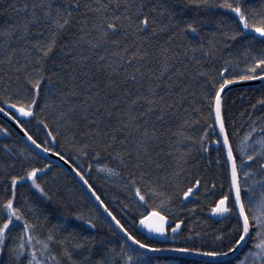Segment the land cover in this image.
Instances as JSON below:
<instances>
[{
	"label": "snow or ice",
	"instance_id": "obj_1",
	"mask_svg": "<svg viewBox=\"0 0 264 264\" xmlns=\"http://www.w3.org/2000/svg\"><path fill=\"white\" fill-rule=\"evenodd\" d=\"M245 5L246 0H187L184 7L191 6L192 15L180 19L176 11L153 0H33L31 4L26 2L20 4L19 10L24 12L25 16L19 24L8 25L0 31V49L4 50L3 57H0V88L7 93V95H0V111H6V106L10 105L22 116H36L37 109L43 113L47 107L55 103L62 106L57 120L64 119L66 123L74 124L76 121L70 114L79 107L80 116L85 120L90 118L89 124L96 125V127H89L88 131L97 136L101 134L98 130L100 121L105 117H112L113 109L120 104V99L119 96L110 98V92L102 91L98 86V80L92 77L106 75L107 83L113 85L112 91H114L117 85L112 77L114 74L121 73L123 69V82L135 81L139 88V81L145 74L141 71L142 65L139 62L147 63L154 55L160 57V72L153 73L148 69L145 70L150 77L157 78L156 83H149L146 92L137 95H131L127 87L123 88L121 95L127 103L123 110L116 109L117 119L108 126L111 135L104 132L105 148L115 143L117 130L121 132L126 130L128 133L120 140V143L125 145L124 150L111 154L116 164L112 167L106 163L95 165L96 168L110 175H120L122 169L130 168V171L124 172V175L129 177L128 186L132 190L130 195L134 194L140 201H145L146 195L152 194L157 186L156 181L150 178V173L154 169L163 167L154 156L158 157L155 146L164 144V139L156 127L147 126L149 116L158 111V115L155 116L158 120L166 115L165 108L175 113L179 104L188 95L191 81H198L200 96L206 101L209 114L213 119V124L209 127L215 131L214 126L218 125L216 135L221 136L222 140H216L215 143L226 153L224 165L229 190L213 203L209 211L229 216L234 213L236 220L234 228L228 230L227 239L223 242L224 251H209L204 247H185L176 243L162 245L144 243L132 235L109 212L112 220L123 230L127 239L139 247L133 249L132 254L129 255L124 251V244L120 245L119 253L109 246L104 252L105 260H96L94 264H116L114 257L119 258L122 264H147V261L143 259L145 253L141 251L142 249L193 252L211 257L231 254L233 250H238V254L243 253L245 257L248 255L260 257L261 264H264V212H260V209H264V183L257 197V193L253 190L257 182L249 183L247 180L252 169L244 167L245 162L252 161L257 153H264V135L259 138L260 147L252 155L245 151L247 145L243 141L237 143L241 157L238 162L225 124L222 95L226 86L236 81L264 80V14H261L259 22H256L249 18L251 13ZM183 10V8L179 9V12L182 13ZM209 10L222 11V14L214 16L211 20L200 15L201 11ZM165 13L168 14L171 22L168 25L161 23L158 18ZM33 25L36 26L33 30L38 29L42 34L43 42L40 39L35 41L29 39V28ZM205 25L212 26L207 39L202 34ZM157 32H166L168 35L161 47L153 53L146 42ZM64 33H67L68 39L57 49V39ZM178 33L180 42L177 43ZM129 36L133 38L132 41L125 42ZM256 40H259V47L253 46V41ZM232 49L243 50L245 54L243 67L229 59L218 68L216 76L209 75L203 69L202 62L213 58L217 51L230 52ZM131 63H137V67L129 72L125 66ZM51 68H55L56 71H52ZM164 73H167L168 80L163 83L161 91L159 77ZM78 97H83L79 105L70 102ZM41 100L43 103L40 102ZM138 103L144 105L143 109L133 112L132 109ZM65 105L66 107H63ZM101 108L104 109L103 112H99ZM12 119L16 120V117L12 116ZM141 119L142 123L137 122ZM16 122L19 123L18 120ZM184 124H187V119H182L178 139L173 141L177 146L185 139H192L183 137L182 125ZM204 132L207 133L208 128H205ZM133 133L135 135H132ZM48 135L52 133L49 132ZM248 135L251 133H247L245 139ZM129 136H132L131 140ZM28 139L36 144L31 135H28ZM205 139L204 135L199 137L200 147L207 152L208 146L204 144ZM37 147L42 146L37 145ZM88 147L89 145L85 144L76 151L87 156ZM4 148L11 151L8 145H4ZM43 150L52 151L50 148ZM93 151L96 156H99V151ZM176 151L177 149L171 145L168 146L169 154ZM190 152L189 145L187 150H181L178 155H173V159L186 162ZM57 155L59 156L60 153ZM73 167L96 200L103 204L84 173L75 165ZM92 167V164H88L89 169ZM261 167L264 168V162L261 163ZM46 168L48 165L42 168L30 167L23 176L14 175L10 178L11 195L0 205L2 209L0 211V254L5 251L9 253L8 264H48V261H52V264H60L56 253L51 251V244L55 242L51 230L43 240L39 239V235L35 232L36 224L26 218L19 206H14L15 185L17 181L26 178L31 180L39 194L45 198L48 197L45 188L37 182V175ZM261 181L264 182V176L261 177ZM200 183L201 180L197 178L187 190L182 192V195L188 197ZM32 207L34 205L26 208L29 215H31ZM249 209L253 212L251 225ZM69 215L83 219L81 213L68 212L66 208L58 217L59 223H64ZM152 216L157 219L152 221L141 216L139 224L151 232L166 234L169 231L166 227L168 216L158 211L148 214V217ZM17 223H21L22 230L19 235L13 236L12 228ZM86 223L95 227L91 219H88ZM181 223V220H175L171 224L173 241L176 240ZM189 235L192 233L189 232ZM70 236L71 232L58 241L61 256L71 261V264H93L90 259L94 250L93 245L98 243L95 236H80L78 242L71 244L69 248ZM252 239L257 241L255 252L251 250L248 243ZM34 241L40 243L43 250L48 251L46 260L36 259L37 250L32 247ZM244 248L248 251L244 252ZM73 253L80 257L79 261L72 259ZM155 264H161V262L156 261ZM224 264H232V262L226 261ZM238 264H244V262L238 261Z\"/></svg>",
	"mask_w": 264,
	"mask_h": 264
},
{
	"label": "trees",
	"instance_id": "obj_2",
	"mask_svg": "<svg viewBox=\"0 0 264 264\" xmlns=\"http://www.w3.org/2000/svg\"><path fill=\"white\" fill-rule=\"evenodd\" d=\"M23 2L31 4L33 0H0V31L4 30L8 25L19 24L24 19L25 13L19 10L20 4ZM153 2L170 7L172 11L177 12V17L180 19L184 16L191 17L193 12L191 6L184 7L187 0H153ZM245 6L251 13L249 18L259 22V16L264 14V0H246ZM182 8L184 10L181 13L179 9ZM157 11L159 12V9ZM220 14H222V11L209 10L208 12L201 11L200 13V15L206 16L209 20ZM158 18L165 25L171 23L167 13ZM35 28V25L29 28V39L33 41L40 39L43 42L42 34L38 29L33 30ZM211 31V25L204 26L202 34L205 39L208 38V33ZM167 35L168 33L166 32H157L154 37H150L146 44L155 53L166 40ZM67 39V33L62 34L57 39V49ZM132 39L129 36L125 42H131ZM176 42H180L179 33ZM253 46L259 47V40L253 41ZM3 55L4 50L0 49V57H3ZM244 56L242 49H232L230 52L219 50L213 58L202 62L203 69L209 75L216 76L218 68L223 66L226 60L230 59L233 63L243 67L245 63ZM139 64L142 65L141 71L145 73L142 80L139 81V88H137V82L135 81L123 82V69L121 73L114 74L112 77L117 85L114 91H112L113 85H108L106 75L101 74L98 77H92V79L98 80V86L102 91L110 92V98L119 96L120 99V104L113 109L112 117H105L100 121L98 130L101 134L99 136L88 131L89 127H96V125L89 124L90 118L85 120L80 116L79 107L70 114L73 120L76 121L74 124H68L64 119L57 120L62 106H58L55 103L47 107L43 113L37 109V115L31 119H19L18 115L12 110H7L12 116L16 117L20 125H23L25 131L39 145L43 148L52 149V152L56 154L60 153L59 156L79 168L84 173L89 184L92 185V188L95 189V193L103 201V204L107 206V209L137 239L144 243L157 245L176 243L185 247H204L209 251H224L223 242L227 239L228 230L234 228L236 220L234 213L231 216L227 215L221 221H215L210 217L209 208L221 195L228 192L229 182L225 174V152L215 143L216 140H220V136L216 135V132H218L217 125L214 126L215 131L212 127H209L213 124V119L209 114L206 101L200 96L201 90L198 88V81H191L188 95L179 104L175 113L165 108L166 115L162 118L155 119L158 111L148 117L147 126L158 129L162 134L164 144L155 146L158 157L154 156V158L163 167L154 169L150 173V178L156 181L157 186L152 194L146 195L145 201H140L134 194L130 195L132 190L128 186L129 177L124 175L125 171L131 170L130 168L122 169L120 175H110L95 166L96 164L105 163L109 167L114 166L116 161L111 154L124 150L125 145H122L120 140L122 136L128 135L126 130L124 132L117 130L115 143L111 147H104L106 142L104 132H108L111 135L108 126L117 119L116 109L123 110L127 103L124 96L121 95L123 88L127 87L131 95H137L146 92L149 83H156L157 78L150 77L145 70L148 69L153 73L160 72V57L154 55L149 62L140 61ZM125 67L127 71L131 72L137 67V63H131ZM51 70L56 71L55 68H51ZM159 79L161 81L160 90L162 91L163 83L168 80L167 73H164ZM0 95H7V93L0 88ZM82 98H73L70 102L79 105ZM40 102L43 103V100ZM63 107H66V105ZM143 107L142 103H138L132 111H140ZM224 109V119L229 132V139L239 162L241 157L237 143L243 141L247 145L245 151L252 155L260 147L259 138L264 135V84L240 87L229 91L224 98ZM103 111V108L99 110V112ZM185 112H187V116H185ZM182 119H187V124L182 125V135L184 138L191 137L192 139H185L184 142L177 146L173 141L178 139ZM137 122L142 123V119ZM205 128H208L207 133L204 132ZM4 129H7V131H4ZM49 132L52 133V138L55 137L53 139L54 144L50 135H48ZM82 132L86 134L82 135ZM247 133H251V135H248L245 139ZM132 135H135V133ZM201 135L206 137L204 144L208 146L207 152H204L200 147L199 137ZM131 139L132 136H129V140ZM85 144L89 145L87 156H83L76 151L77 148ZM4 145H8L11 151L9 152L5 149ZM169 145L177 149V151L169 154ZM189 145L191 146V152L187 161H175L173 155H178L181 150H187ZM161 148L163 149L162 151L160 150ZM93 150L99 151V156H96ZM262 162H264V153H257L253 156L252 161L245 162L244 165L245 168L252 169L247 180L249 183L251 181L257 182L253 186L257 197L261 191L262 183H264L261 181V177L264 176V168L261 167ZM88 164H92L93 167L89 169ZM44 165H48V168L37 175V182L41 183L45 188L48 197L45 198L39 194L38 190L32 185L31 180L26 178L25 180L17 181L15 185L14 206H19L26 218L36 224L35 232L39 235V239L43 240L45 235L51 230L55 241L51 244V251L56 253L60 264H71V261L61 256L60 245L58 244V241L69 232H71V236L68 238L70 241L69 248H71V244L78 242L80 236H95L98 243L93 245L94 250L90 258L93 264L96 260H105L104 252L109 246L119 253L120 245L124 244V251L131 255L134 248L119 237L78 182L54 161L36 154L20 135L0 117V205H2L4 199L11 195L10 178L12 176H23L24 172L30 167L42 168ZM197 178L201 180V183L189 194L190 198L186 199L182 192L187 190ZM245 203L247 208V201ZM32 205L34 207H32L31 215H29L26 208ZM66 208L68 212L81 213L83 219L69 215L64 220V223H59L58 217L61 216ZM151 211L162 212L171 219V224L175 220H181L183 228L175 241L172 240L170 233L171 225L168 227V238L163 241H156L153 237L147 236L138 230L140 217H145ZM260 212H264V209H260ZM248 215L251 225L253 212L250 209L248 210ZM88 219L92 220L93 225H95L94 228L87 225L86 221ZM21 230V223H17L12 228V235H19ZM251 230L252 228L250 227ZM189 232L192 235H189ZM253 236H255V232H253ZM101 241L103 243H100ZM256 242L254 239L248 242L253 252L257 250L255 248ZM32 247L37 250V260L47 259L48 251L43 250L40 243L34 241ZM243 251L247 252L248 249L244 248ZM72 259L79 261L80 257L73 253ZM143 259L147 261V264H155L156 261H160L161 264H224V262L199 261L179 256H153L148 254H145ZM9 260L10 256L7 251L0 254V264H8ZM114 260L116 264H122L119 258L114 257ZM229 261L232 264H238V261H243L244 264H261L260 257L251 255L245 257L243 253ZM48 264H52V261H48Z\"/></svg>",
	"mask_w": 264,
	"mask_h": 264
},
{
	"label": "water",
	"instance_id": "obj_3",
	"mask_svg": "<svg viewBox=\"0 0 264 264\" xmlns=\"http://www.w3.org/2000/svg\"><path fill=\"white\" fill-rule=\"evenodd\" d=\"M261 84H264V80L257 79V80H252V81H236L231 85H227L226 89L222 92V95L225 98L226 94L233 89L240 88V87L256 86V85H261ZM7 109H10V110H12V112L17 114L19 119H31V118H33V116H22L16 109L12 108L10 105L7 106L6 111H0V117L2 119H4L20 135V137L31 147V149L36 154H38L39 156H42L44 158L51 159L57 165L62 167L64 170H66L78 182V184L81 186V188L84 190V192L91 199L93 204L96 206L98 211L107 220V222L114 228V230L117 232V234L119 235V237L122 240H124L132 248H134V249L138 248L139 246L135 245V243L133 241L127 239V236L123 232V230L120 229L119 225H117L114 220H112L111 216L109 215L110 211L107 209V207L105 208V205L101 204L100 201L96 200L95 196L92 195V191L90 189H88L87 185H85L83 183V180L76 173V170L73 167V165L70 162H68L67 160H65L63 157L58 156L56 153H54L52 151H50V152L44 151L43 147H37V145H39L37 142H36V144H33L32 141L28 139L29 134L25 131V129L23 127H21L20 123L16 122L17 119L16 120L12 119V115L11 114L9 115L10 112H8ZM217 129H218V125H217ZM50 138L52 139V142L54 144V140H53L51 135H50ZM220 140H222L221 136H220ZM189 198H190V195L188 197H186V199H189ZM145 217L151 219L152 221H155L157 219L155 216L148 217V215H146ZM210 217L215 221H221L224 218H226L227 215L226 214L210 213ZM169 225H171V219L168 218V223L166 224V227L168 228ZM182 228H183V223H181V226H180V229L178 230L177 236L180 235ZM138 230L147 236L153 237L156 241H163V240L167 239L168 233H169V232H167L166 234L160 235V234L149 231L145 227L141 226L139 223H138ZM170 233L173 236V233L171 232V230H170ZM141 251H143L145 254L153 255V256H156V255H159V256H179V257L195 259V260H199V261L216 262V263L226 262V261L235 259L240 255V254H238V250H233V252L231 254H225L223 256H217V257H211V256H207V255L193 253V252H179V251L167 250V249L162 250V251H150L147 249H142Z\"/></svg>",
	"mask_w": 264,
	"mask_h": 264
},
{
	"label": "rangeland",
	"instance_id": "obj_4",
	"mask_svg": "<svg viewBox=\"0 0 264 264\" xmlns=\"http://www.w3.org/2000/svg\"><path fill=\"white\" fill-rule=\"evenodd\" d=\"M102 171V170H101ZM102 172H104V171H102ZM106 172V171H105Z\"/></svg>",
	"mask_w": 264,
	"mask_h": 264
}]
</instances>
